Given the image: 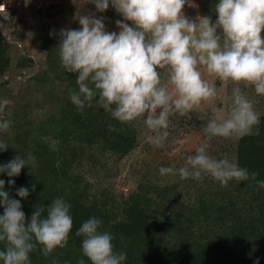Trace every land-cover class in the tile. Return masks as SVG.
Listing matches in <instances>:
<instances>
[{
    "label": "clouds",
    "instance_id": "1",
    "mask_svg": "<svg viewBox=\"0 0 264 264\" xmlns=\"http://www.w3.org/2000/svg\"><path fill=\"white\" fill-rule=\"evenodd\" d=\"M23 2L27 7L31 0ZM89 2L98 12H105L111 4L123 21H116L117 33L106 30L104 17L79 15V28L60 30V66L76 77L77 88L69 94L72 104L83 110L94 102L122 125L143 119L154 133L146 137L147 142L163 147L171 117L188 116L216 97L215 85L205 79L203 69L235 85L231 105L225 114L206 123L205 141L194 155L186 157L184 166L160 167L159 173H178L181 179L199 181L210 176L222 186L235 180L248 182L257 191L264 189V179H258L257 172L250 173L227 158L214 159L207 151L212 138L239 140L260 134L261 114L240 85L264 96V0H217L214 22L211 16H186L182 9L187 0ZM3 11L0 8V14ZM7 104V99L0 100V113ZM10 124L0 119V132H6ZM7 148L0 141V149ZM25 165L34 167L16 155L0 163V173L17 177ZM7 183L14 185L15 181ZM29 194L23 186L16 191L21 199ZM0 207V264H31L32 253L48 257L67 246L74 221L72 206L64 197L54 198L46 208L34 207L28 217L21 201L5 190V180L0 179ZM101 225L92 216L76 230V236L82 238V256L90 264H123L126 253L115 250L114 236L101 231Z\"/></svg>",
    "mask_w": 264,
    "mask_h": 264
},
{
    "label": "trees",
    "instance_id": "2",
    "mask_svg": "<svg viewBox=\"0 0 264 264\" xmlns=\"http://www.w3.org/2000/svg\"><path fill=\"white\" fill-rule=\"evenodd\" d=\"M216 2L203 0L204 16L213 22ZM59 39L44 44L47 68L37 75L33 96L14 110L9 129L0 132V141L8 145L0 149V163L20 155L34 164L25 165L17 177L0 173L5 190L21 201L26 216L58 196L72 206L67 246L48 257L32 253L31 264H79L81 259L90 264L75 233L92 216L102 221L101 231L114 236L115 250L126 253L123 264H255L257 259L264 264V189L235 180L222 186L210 176L199 181L181 179L178 173L161 175L160 167L183 165L158 156L130 163L128 177L135 187H116L121 162L141 143L140 119L122 125L94 102L83 110L73 105L69 94L77 88L76 77L60 66ZM11 46L0 27V100L10 97L1 79L12 68ZM32 65L31 57L23 56L16 68ZM254 96L260 134L239 140L214 138L219 143L208 149L217 159L236 158L241 167L264 179V96ZM36 110L42 113L33 118ZM50 131L55 133L53 142L44 134ZM10 179L14 185L7 183ZM22 186L30 193L24 199L16 195Z\"/></svg>",
    "mask_w": 264,
    "mask_h": 264
},
{
    "label": "rangeland",
    "instance_id": "3",
    "mask_svg": "<svg viewBox=\"0 0 264 264\" xmlns=\"http://www.w3.org/2000/svg\"><path fill=\"white\" fill-rule=\"evenodd\" d=\"M40 1V2H39ZM38 3L28 4L22 12L21 6H25L22 1L18 6L15 0H10L7 9L4 4L5 13L0 16V27L5 36L9 39L12 46L10 52L12 55V68L1 79L5 85L7 95L10 94L8 104L4 112L0 113V119L10 121L14 110L22 103H25L33 96V89L37 83V75L47 68L48 50L44 44L58 36L61 29L79 28V15L92 14L95 17H104V24L107 31L119 32L116 25L117 20L123 21V17L109 5L105 12H98L93 3L89 0H39ZM35 2V1H33ZM182 11L186 16L196 19L198 16H204L203 0H187ZM20 8V9H19ZM4 12V11H3ZM6 17V18H5ZM23 56L31 57L33 65L30 68L21 70L16 68V63ZM205 79L213 83L217 95L210 102H203L198 108H195L188 116L175 115L169 120L167 129L169 135L163 142V147H156L147 142L146 137L153 135L140 119L142 133L139 146L132 154L125 158L120 164V175L116 178V187L128 191L136 186V182L129 176L130 163L147 161L148 158L158 156L160 159H171L174 164L185 165L186 157L195 154V148L205 141L203 128L209 120L215 119L227 112L231 105V93L235 86L231 82H222L214 76H210L201 69ZM241 86V85H240ZM249 88V89H248ZM242 88V91L254 102L257 98L254 96L252 87ZM17 98V101H16ZM41 111H34L32 117L38 118ZM49 129V126L46 127ZM50 141L54 139L55 133H44ZM55 141V140H54ZM214 138L208 141V144H218ZM218 146V145H217ZM216 146V148H217ZM208 154L217 159V154L208 149ZM219 157V156H218ZM235 162L236 158L230 159Z\"/></svg>",
    "mask_w": 264,
    "mask_h": 264
},
{
    "label": "crops",
    "instance_id": "4",
    "mask_svg": "<svg viewBox=\"0 0 264 264\" xmlns=\"http://www.w3.org/2000/svg\"><path fill=\"white\" fill-rule=\"evenodd\" d=\"M9 1H10V0H0V4H1V3L4 4L5 7H6V9H7V6H10V5H9V3H10ZM15 1H16V5L18 6L19 4L22 3L23 0H15ZM33 1H35V2H33ZM38 1H39V0H31V4L34 5V3H38ZM39 2H40V1H39ZM22 4H23V3H22ZM6 9H5V10H6ZM19 9H20V8H19ZM21 9H22V12H23L24 9H25V6H21ZM5 10H4L3 14L5 13ZM3 14H0V16L3 15Z\"/></svg>",
    "mask_w": 264,
    "mask_h": 264
}]
</instances>
